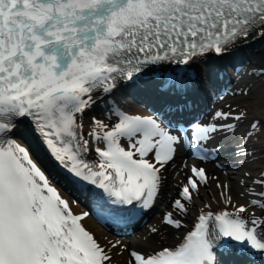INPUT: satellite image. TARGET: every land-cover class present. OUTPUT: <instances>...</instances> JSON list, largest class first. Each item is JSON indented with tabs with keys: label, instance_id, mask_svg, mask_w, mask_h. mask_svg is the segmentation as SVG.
Segmentation results:
<instances>
[{
	"label": "snow or ice",
	"instance_id": "snow-or-ice-1",
	"mask_svg": "<svg viewBox=\"0 0 264 264\" xmlns=\"http://www.w3.org/2000/svg\"><path fill=\"white\" fill-rule=\"evenodd\" d=\"M256 39L264 40V0H0V264H113L125 253V264H220L218 249L264 260V116H250L257 104L264 112V89L257 99L242 86L233 95L247 107L228 104L186 125L115 108L114 121L84 124L122 84L171 67L169 87L184 86L193 65ZM248 74L264 79V67ZM26 120L51 167L15 138ZM218 137L255 166L243 168L236 190L203 166L219 160ZM181 152L199 163L177 164ZM52 169L102 190L117 211L151 209L170 193L153 236L182 230L197 199L202 207L174 245L102 244ZM170 169L182 177L172 184Z\"/></svg>",
	"mask_w": 264,
	"mask_h": 264
},
{
	"label": "bare ground",
	"instance_id": "bare-ground-1",
	"mask_svg": "<svg viewBox=\"0 0 264 264\" xmlns=\"http://www.w3.org/2000/svg\"><path fill=\"white\" fill-rule=\"evenodd\" d=\"M242 48H244L243 50L245 54L244 65L246 64V69L254 68V67L260 68L264 66V40L256 39V40L249 41L247 44L242 45ZM218 60L208 58L206 61H201L195 64L196 75L199 77L200 80H202L205 84H207L204 86V88L206 89L210 87L209 84L211 83V80L209 76L212 72L214 65L218 64ZM263 80L264 79H261V81ZM261 85H257V86L255 85L252 89L251 95L256 97L257 99L260 97L262 89H264V85L263 86ZM121 94H122L121 89H117L110 96L115 102V104H117L120 109L122 108L131 109L132 111H129L131 114H135V113L150 114L151 113L149 111L142 110L139 106L131 107L127 105V103H124V100L129 101V98L122 99ZM246 100L247 98L238 99V101L234 103L233 107L235 108L237 105L241 107H247L248 105L246 103ZM93 110L98 111V116H97L98 118H102V119L111 118L112 121L115 120V117L112 115L110 108L105 103L96 105L93 108ZM212 113L213 112L204 113V116L208 119L212 115ZM251 115H255L257 117L264 116V112L261 111L259 104H257L252 109V111H250V116ZM89 121L90 119H84L85 131H87ZM20 130H21V127L19 125L16 131L20 132ZM218 138L215 141L216 144H220V141L218 140ZM89 158H95V154L94 153L91 154ZM182 159H184L183 152H181V154L177 157V164H179ZM228 160L230 159L224 158V159H220L219 161L226 162ZM193 162L199 163V161H193V160H191L189 163H193ZM228 162L230 164V161ZM233 164L234 166L230 165V166L223 167L222 169L218 167L216 168L212 164L206 163V162L204 163L203 166H205L208 169L210 176L219 177L220 182L231 183L233 186V189L236 190V186H237L239 179L241 178L243 168L250 167L251 165H249L246 161H243V160L235 161ZM251 167H255V166H251ZM169 173H170L169 175L170 184L174 183L176 179L182 178L180 176H175L173 174L172 169L169 170ZM216 182H217L216 180L210 181V189L213 194H215L217 191V189L215 188ZM60 192L62 196L70 202L73 212H75L76 214L85 212V209L80 204L77 203V201L75 200V197L69 196L65 191L60 190ZM201 196H202L203 201L209 200V197L208 195L205 194V190L203 188L201 189ZM169 197H170V193H167V192L161 196V198L157 201V203L153 207V216L150 220V224L148 226L143 225L141 227L140 232H138L137 234H133L132 237L130 236L129 238H123V237L121 238V236L114 235L113 233L107 231L101 225L97 224L90 215H88L84 219L83 224L88 230H90L91 232L95 234L96 238L102 244H107L108 241H112V242L121 241L123 244L128 245L129 248H135V249L144 250V251H149L152 248H157L161 244L174 245L181 239L182 235L184 234L185 227L180 231H174L172 229H163L159 237L153 236L150 233V228L152 226H159V221L163 213L168 210ZM200 207H202V202L200 199H197L195 202V207L190 208L189 215L184 220L185 226L187 225L188 223L187 221L189 219L195 218V216L198 214V209ZM145 238H148L147 241ZM126 259H127V253H125L123 256H115L113 264H125Z\"/></svg>",
	"mask_w": 264,
	"mask_h": 264
},
{
	"label": "rangeland",
	"instance_id": "rangeland-1",
	"mask_svg": "<svg viewBox=\"0 0 264 264\" xmlns=\"http://www.w3.org/2000/svg\"><path fill=\"white\" fill-rule=\"evenodd\" d=\"M253 79H255V78H252V79H250V81L252 82L253 81ZM245 85V84H244ZM252 85H255V84H251V86ZM247 86H249V87H251L250 85H247ZM238 98L240 99L241 97H238V96H234V95H232V96H230V98H229V100H228V104H231L232 106L234 105V103L236 102V101H238ZM244 99V98H243ZM226 107V106H225ZM92 116H98V112L97 111H95V110H90L86 115H85V117H84V119H90Z\"/></svg>",
	"mask_w": 264,
	"mask_h": 264
}]
</instances>
